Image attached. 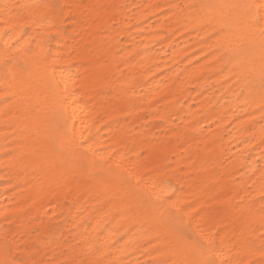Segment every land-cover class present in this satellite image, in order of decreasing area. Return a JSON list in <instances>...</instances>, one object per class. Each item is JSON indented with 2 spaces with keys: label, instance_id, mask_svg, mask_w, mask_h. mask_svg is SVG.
<instances>
[{
  "label": "bare ground",
  "instance_id": "1",
  "mask_svg": "<svg viewBox=\"0 0 264 264\" xmlns=\"http://www.w3.org/2000/svg\"><path fill=\"white\" fill-rule=\"evenodd\" d=\"M124 1L0 0V264H264V0Z\"/></svg>",
  "mask_w": 264,
  "mask_h": 264
},
{
  "label": "rangeland",
  "instance_id": "2",
  "mask_svg": "<svg viewBox=\"0 0 264 264\" xmlns=\"http://www.w3.org/2000/svg\"><path fill=\"white\" fill-rule=\"evenodd\" d=\"M134 1H136V0H125L124 1V6H127L129 3L134 2ZM124 41H125V38L122 37V36H120L119 37V43H120L121 46L123 45ZM189 88H190V90H193V87L192 86H190ZM215 92H217L216 89H215ZM3 99L4 98L0 99V102H2ZM186 104H190L191 106H193L194 105V102L192 100H189L188 98H183L182 99V105H186ZM141 115L144 117V120H146L148 118V113L145 112V111L142 112ZM141 124H142V126H144L146 128H149L152 131V133H154V134L161 133L163 131V129L161 127L162 121L159 118H154L153 119V122H151V124H149L147 122L146 123H141ZM231 126L232 125L230 123H228L224 127V132L227 131V130H229L231 128ZM174 129L177 130L179 128L176 127V126H174ZM1 133H4V130H1L0 131V149H4L5 152H8L9 151V147L7 146V144H4V143H6V141L5 140L4 141L2 140L3 138H2ZM0 173H2V175H3V176L0 177V188L10 186L9 189L11 190V188L13 187V184H12V182L10 180V177L8 175L4 174L2 172V170H0ZM90 173L91 172H87L86 174H90ZM95 174H98V172H95ZM97 178H99V175H98ZM168 182H169V180H168ZM147 199L148 198L146 196L145 201ZM99 205H100L99 201L98 200H94V208H97ZM44 218L45 217H41L40 218V220H41V223L40 224H42L44 222ZM36 220H37V218L32 220L33 223H36V225L34 226V228L35 227L37 228V222L38 221H36ZM38 220H39V218H38ZM46 224L48 225L49 228L50 227L57 228L59 226V221L56 220L55 217H50L49 216V217L46 218ZM4 225L6 226V223H4ZM34 228L32 229V231L34 230ZM184 234L185 235H188L190 237V233L188 232V230H185L184 231ZM12 237H13L12 240L15 241V244H17L18 247H19V249L21 250L22 249V242H21L22 239H21V235L19 233H15ZM63 240L64 241L65 240L71 241L70 235L68 233H64ZM24 250L27 251V252H29L31 255H38V254H40L39 259H40V261L42 263L43 262L48 263L50 260L52 261V259H50L51 258L50 252L47 251V250H42L38 246H34L31 249L30 245H28L27 243H25ZM35 250H37L38 252L35 253L34 252ZM8 251H9L10 258L12 260H14L16 258H18V259L20 258L21 252H16V251L12 250L10 246L8 247ZM55 264H65V263L58 262V263H55ZM92 264H94V263H92Z\"/></svg>",
  "mask_w": 264,
  "mask_h": 264
},
{
  "label": "snow or ice",
  "instance_id": "3",
  "mask_svg": "<svg viewBox=\"0 0 264 264\" xmlns=\"http://www.w3.org/2000/svg\"><path fill=\"white\" fill-rule=\"evenodd\" d=\"M32 7L34 6L33 5H8V4L4 5V8L6 11L19 10L21 8L30 9ZM231 7H234V6H231ZM248 7H251V6H248ZM261 7H264V6H261ZM256 36L259 40L261 47L264 48V27H261L259 29V32L258 34H256ZM261 78H262V81H264V72H262Z\"/></svg>",
  "mask_w": 264,
  "mask_h": 264
}]
</instances>
